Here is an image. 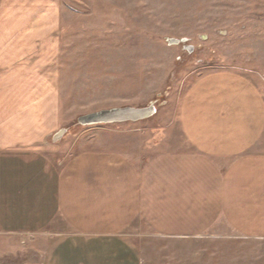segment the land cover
I'll list each match as a JSON object with an SVG mask.
<instances>
[{
    "label": "crops",
    "instance_id": "crops-1",
    "mask_svg": "<svg viewBox=\"0 0 264 264\" xmlns=\"http://www.w3.org/2000/svg\"><path fill=\"white\" fill-rule=\"evenodd\" d=\"M63 15L64 0H0V264H145L149 242L219 224L264 240L260 88L205 73L182 93L169 145L94 128L67 149L52 141Z\"/></svg>",
    "mask_w": 264,
    "mask_h": 264
},
{
    "label": "rangeland",
    "instance_id": "rangeland-1",
    "mask_svg": "<svg viewBox=\"0 0 264 264\" xmlns=\"http://www.w3.org/2000/svg\"><path fill=\"white\" fill-rule=\"evenodd\" d=\"M62 24L65 133L54 143L67 149L94 128L139 132L134 142L149 149L166 143L182 93L205 73L233 71V84L246 77L264 94V0H64ZM151 103L155 113L133 125L77 123L93 111ZM216 227L220 235L149 242L145 264H264V240ZM134 230L139 244L152 237L142 221Z\"/></svg>",
    "mask_w": 264,
    "mask_h": 264
},
{
    "label": "water",
    "instance_id": "water-1",
    "mask_svg": "<svg viewBox=\"0 0 264 264\" xmlns=\"http://www.w3.org/2000/svg\"><path fill=\"white\" fill-rule=\"evenodd\" d=\"M179 40L171 38L169 44H178ZM184 49L192 51V46H184ZM155 113V106L153 103L146 107H133V106H123V107H112L107 109H101L93 111L87 114L80 115L77 118V123L81 126H94V125H104L112 123H120L125 121H139L152 116ZM65 129L58 130L53 136L52 141H58L63 134Z\"/></svg>",
    "mask_w": 264,
    "mask_h": 264
}]
</instances>
